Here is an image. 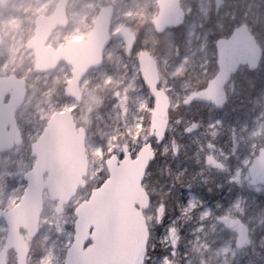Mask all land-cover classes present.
<instances>
[{"label":"rangeland","instance_id":"rangeland-1","mask_svg":"<svg viewBox=\"0 0 264 264\" xmlns=\"http://www.w3.org/2000/svg\"><path fill=\"white\" fill-rule=\"evenodd\" d=\"M224 1L180 0L184 22L160 36L150 24L157 0H69L68 23L52 32L48 45L57 47L67 39L84 37L98 9L107 3L113 6L102 64L81 78L78 101L64 93L70 66L61 62L53 70L36 74L32 51L25 48L34 17L50 13L57 0L0 4V75L14 73L27 82L24 102L15 114L22 143L0 152V208L9 209L19 201L25 187L23 173L34 162L30 144L53 112L70 108L76 124L85 130L86 186L78 189L60 214L54 211L55 201L43 193L38 233L25 236L29 242L26 264L64 263L72 242L74 207L107 176L106 158L113 153L122 156L124 144L136 156L145 142L151 143L155 157L142 182L151 197L143 211L149 230L143 264H264V187L250 185L246 171L253 154L264 146V83L250 95L251 80L238 72L226 87L228 101L222 108L203 102L182 104L205 78L215 56L213 34L223 30L224 22L237 16V10H249L237 20L248 18L264 51V0H240L235 7ZM122 25L136 35L129 54L118 32ZM179 40L182 50L172 56L173 42ZM141 50L156 59L159 85L171 101L167 136L160 143L149 133L153 101L138 71L136 57ZM260 68L264 81V64ZM243 90L242 101L238 94ZM220 216L245 222L250 243L237 248L236 233L218 220ZM6 231L0 219V248ZM6 264H16L12 249Z\"/></svg>","mask_w":264,"mask_h":264},{"label":"water","instance_id":"water-1","mask_svg":"<svg viewBox=\"0 0 264 264\" xmlns=\"http://www.w3.org/2000/svg\"><path fill=\"white\" fill-rule=\"evenodd\" d=\"M6 0H0L5 4ZM68 0H57L52 12L38 14L33 24V34L25 42L32 51L33 72L53 70L60 62L70 66V78L64 86L66 96L80 99L79 82L91 68L102 64L103 52L110 40L112 4L102 5L92 20V26L84 37L67 39L62 45H48L52 32L68 23ZM157 13L150 18L156 32L177 26L184 21L185 10L180 0H157ZM125 53L133 48L136 36L127 26L118 29ZM1 42V38H0ZM215 73L205 86L190 91L183 104L194 101L211 103L221 108L227 100L225 85L240 65L255 69L262 57V47L248 24L235 26L227 36L214 41ZM138 71L146 84L153 106L149 118V133L157 142L166 134L169 122V95L159 87V70L156 59L148 50L137 56ZM26 95V80L14 73L0 75V152L21 143L22 137L15 120V112ZM85 130L77 126L70 108L53 112L45 122L42 132L30 144L33 165L23 173L25 187L19 201L9 209L0 208V219L7 226L6 237L0 248V264H6L7 252L16 253V264H26L29 244L23 232L33 237L39 230L43 209V193L55 201L54 211L60 214L65 204L85 186L88 160L85 153ZM123 155L113 153L105 160L106 178L90 190L73 210L72 242L66 248L63 264H143L147 254L149 230L143 210L150 204V196L142 182L154 151L150 142L142 144L135 157L126 145ZM249 184L264 185V147H260L247 167ZM104 194L107 197V215L97 226L90 224L83 233L77 222L81 214ZM225 227L236 233L235 246L242 248L250 242L248 226L239 218L219 217Z\"/></svg>","mask_w":264,"mask_h":264},{"label":"trees","instance_id":"trees-1","mask_svg":"<svg viewBox=\"0 0 264 264\" xmlns=\"http://www.w3.org/2000/svg\"><path fill=\"white\" fill-rule=\"evenodd\" d=\"M227 2H229L228 7H231V5L234 6L236 4V2L239 3L240 0H225L224 1L225 5ZM245 10H247V9H245ZM247 11H249V10H247ZM247 11H244V8L242 10H237V16L242 15L244 12H247ZM237 16L232 18L229 22H227V21L224 22L226 25L225 28L223 30H218L217 33L215 35L213 34L212 37L216 38L218 36L228 34L234 25L242 22V21L237 20ZM244 19L246 22L249 23L248 18H244ZM179 27H180V25L176 26V27H170V28L166 29L165 31L175 30ZM155 34H160V36H161L163 34V32L162 33H155ZM181 50H182V45H181L180 40L173 42V47L171 48L172 56H175L176 53L181 52ZM263 64H264V51H263V57H262L261 65H263ZM260 69L261 68H258L255 71H249L246 68H242L241 71H239V75L242 76L245 73L247 75L246 80H251V82H252V87L250 89V95H252L254 92L261 90V88L263 87V83H264L263 78H262L263 73L260 72ZM214 70H215L214 57H212V59L210 61V66L208 67V69L206 71L205 78L207 79L214 72ZM237 76H238V74H235L234 78H236ZM205 78L202 80V82L200 84H198V86L196 88H199L205 84V82H206ZM234 78H233V80H234ZM246 80L244 78L242 79L243 82H246ZM238 98L243 101L246 98V90H243V92H239ZM171 113L172 112L170 111V116H171ZM148 254L151 255V252H148Z\"/></svg>","mask_w":264,"mask_h":264},{"label":"snow or ice","instance_id":"snow-or-ice-1","mask_svg":"<svg viewBox=\"0 0 264 264\" xmlns=\"http://www.w3.org/2000/svg\"><path fill=\"white\" fill-rule=\"evenodd\" d=\"M107 205V197L101 194L95 203L81 214L77 222L79 232L83 233L93 223L99 226L107 215Z\"/></svg>","mask_w":264,"mask_h":264},{"label":"flooded vegetation","instance_id":"flooded-vegetation-1","mask_svg":"<svg viewBox=\"0 0 264 264\" xmlns=\"http://www.w3.org/2000/svg\"><path fill=\"white\" fill-rule=\"evenodd\" d=\"M254 154H255V153H254ZM254 154H253L252 158L254 157ZM119 156H120V155H119ZM252 158H251V160H252ZM251 160H250V162H251ZM250 162H249V163H250ZM249 163H248L247 166H246V171H247V167H248Z\"/></svg>","mask_w":264,"mask_h":264}]
</instances>
